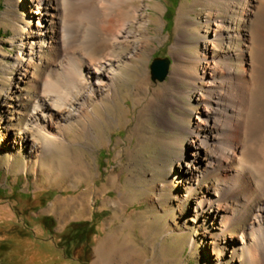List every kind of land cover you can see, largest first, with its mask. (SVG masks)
I'll return each mask as SVG.
<instances>
[{
    "label": "bare ground",
    "instance_id": "obj_1",
    "mask_svg": "<svg viewBox=\"0 0 264 264\" xmlns=\"http://www.w3.org/2000/svg\"><path fill=\"white\" fill-rule=\"evenodd\" d=\"M22 1L11 39L19 49L13 64L2 63L8 76L14 70L15 90H7L11 104L0 121V159L13 169L24 153L19 171H30L36 160L50 184L76 169L67 160L70 133L96 137L120 95L127 64L149 61L145 53L154 50V36L148 10L164 4ZM91 22L97 24L90 40ZM176 30L169 81L153 88L146 73L135 93L166 132L180 133L168 145L175 152L161 184L175 189L171 199L181 213L171 229L182 224L188 230L190 223L188 245H205L213 264H264V0L185 3ZM80 196L57 200L53 211L76 202L85 208ZM188 198L193 210L187 216ZM117 237L101 242L93 264H110L123 252ZM121 256L134 264L133 253Z\"/></svg>",
    "mask_w": 264,
    "mask_h": 264
},
{
    "label": "rangeland",
    "instance_id": "obj_2",
    "mask_svg": "<svg viewBox=\"0 0 264 264\" xmlns=\"http://www.w3.org/2000/svg\"><path fill=\"white\" fill-rule=\"evenodd\" d=\"M193 1L149 0L153 6L164 4L162 10H148L153 19L150 33L154 36L150 48L154 50L145 53L149 61L141 58L127 64L120 95L110 105V116L98 126L96 137L82 135L77 129L70 133L74 143L67 160L76 169L48 184L36 160L30 171H19L24 153L13 169L7 158L0 159V264H93L96 249L115 233L119 252L124 247L128 254L133 253L130 261L134 264H213L205 245H188L194 232L190 223L188 230L182 224L179 230L171 229L181 213L171 199L175 189H162L161 184L168 179L164 173L168 156L175 152V146L170 149L168 145L180 133L166 132L156 114L149 113L145 102L138 103L135 96L146 73L151 75L153 88L169 81L178 17L185 3ZM22 4V0H0V121L11 104L7 90H15L14 70L8 76L2 63L13 64L12 56L19 49L11 39L13 26L25 10ZM191 15L197 17L195 13ZM96 24L91 22L90 40ZM157 58L165 60L163 67L166 61L169 63L165 80L152 68ZM44 69L42 65L40 72ZM11 98L14 102V95ZM78 196L87 199L83 202L85 208L76 202L60 213L53 211L57 200L70 202ZM185 206L188 216L193 210V198H188ZM47 218L52 223H44ZM73 223L81 224L94 236L95 243L88 251L78 237L72 245L61 248L64 244L60 236ZM121 253L111 258L110 264H130ZM228 264L237 263L230 260Z\"/></svg>",
    "mask_w": 264,
    "mask_h": 264
},
{
    "label": "trees",
    "instance_id": "obj_3",
    "mask_svg": "<svg viewBox=\"0 0 264 264\" xmlns=\"http://www.w3.org/2000/svg\"><path fill=\"white\" fill-rule=\"evenodd\" d=\"M52 194H49V197L51 196ZM52 223V220L50 219H45L44 223L48 224V223ZM90 233H93V231H90ZM79 238L83 243V247H84V250L88 251L91 246L95 243V239H94V236L90 235L89 234V231L88 229H86L84 226L82 227L81 224L77 223V224H71L67 227V229L65 230L64 232V235L60 236L61 238V241H63V246L64 247H61V248H65L67 247L68 245H72V243L74 242V240L76 238Z\"/></svg>",
    "mask_w": 264,
    "mask_h": 264
},
{
    "label": "water",
    "instance_id": "obj_4",
    "mask_svg": "<svg viewBox=\"0 0 264 264\" xmlns=\"http://www.w3.org/2000/svg\"><path fill=\"white\" fill-rule=\"evenodd\" d=\"M163 62L165 60H160V58H157L154 60V63L152 65V68L155 72V74L160 75L162 80H165L169 73V63L166 61L165 67L162 66Z\"/></svg>",
    "mask_w": 264,
    "mask_h": 264
}]
</instances>
